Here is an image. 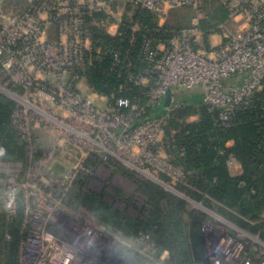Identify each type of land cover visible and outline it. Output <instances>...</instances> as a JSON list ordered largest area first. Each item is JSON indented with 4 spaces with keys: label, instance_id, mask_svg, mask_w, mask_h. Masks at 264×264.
Masks as SVG:
<instances>
[{
    "label": "built area",
    "instance_id": "1",
    "mask_svg": "<svg viewBox=\"0 0 264 264\" xmlns=\"http://www.w3.org/2000/svg\"><path fill=\"white\" fill-rule=\"evenodd\" d=\"M21 1L19 14L0 15V69L7 80L0 89L16 104L12 123L28 144L30 158L27 172L18 181L12 173L24 165L6 161V149L0 146L3 207L13 216L17 192L26 190L28 220L19 264H92L90 252L104 246L107 235L86 212L67 207L68 191L79 177L93 179L100 167L112 161L142 175H155L158 183L170 189L184 183L187 174L171 163L168 153L176 148L177 131L171 138L164 131L169 114L182 104L172 101L168 115L160 118H150L149 109L161 107L169 91L174 95L180 87L200 88L210 113L224 109L219 125L231 126L233 110L249 107L254 94L264 87V0ZM209 1L221 3L228 14L226 21L237 25L235 31L226 24L208 31L200 27ZM137 7L156 15L166 9L193 8L198 19L191 27L165 30L145 40L135 66L131 53L124 58L121 48L115 52L113 70L119 79L126 72L130 85L147 98L145 105L138 99L100 95L90 86L94 98L86 97L78 86L86 82V67L93 66L94 31L124 43L126 26L133 33L140 30L133 19L125 20L127 9ZM136 42L133 37L130 45L135 47ZM239 75H245L242 88L224 85ZM42 129L51 132V146L33 142L34 133ZM94 158L102 162L96 171L88 166ZM57 165L65 168L64 176L54 174ZM228 165L240 167L234 161ZM160 175L169 182L161 181ZM221 220L227 228L205 226L211 264H264L260 236Z\"/></svg>",
    "mask_w": 264,
    "mask_h": 264
},
{
    "label": "trees",
    "instance_id": "2",
    "mask_svg": "<svg viewBox=\"0 0 264 264\" xmlns=\"http://www.w3.org/2000/svg\"><path fill=\"white\" fill-rule=\"evenodd\" d=\"M128 19H133L140 30L133 33L126 26L124 43L104 31H94L93 66L86 67L85 75L96 93L138 99L145 105L147 98L138 87L130 85L125 78L126 72L119 79L118 73L113 70V56L121 48L124 58L127 53L132 54L130 60L135 66L145 40L157 37L165 30L179 28L167 25L160 28L158 16L140 7L128 8L126 23ZM227 19L224 7H210L209 19L201 22L200 27L208 31L216 23ZM133 37L137 41L135 47L130 45ZM99 49L101 53L97 54ZM129 63L123 65L124 70ZM6 83L0 69V84ZM9 88L13 89L12 86ZM181 104L180 109L169 114L164 127L169 138L173 131H177L174 137L176 148L168 153L171 163L187 174L184 183L173 189L176 193L129 173L122 164L113 161L105 166L134 181L138 186L137 193L146 200L145 205L138 209L137 216L128 212V208L133 206L132 196L120 189H116L114 195L106 189L95 191L90 188L92 178L79 177L68 191L64 199L68 208L86 212L107 236H117L120 240L108 260L98 264H211L205 226L212 218L207 212L197 209L196 205L251 235H259L264 241V87L254 94L249 107L233 110L229 127L218 123L224 109L210 113L202 100ZM15 109V102L0 93V146L6 149V161L26 166L30 149L12 123ZM159 109L163 116L168 115L158 107L149 109V117L160 118L153 114ZM192 117H197V121L190 122ZM230 161L241 167L240 175H236L234 168L228 165ZM101 163L94 158L88 166L96 171ZM53 172L57 176L66 174L65 168L58 165ZM160 180L169 182L165 175H160ZM4 194V186L0 184V264H19L28 220L26 190H18L16 213L11 217L3 207ZM117 202L125 203L126 210L118 209L115 206ZM165 254L167 257L163 259Z\"/></svg>",
    "mask_w": 264,
    "mask_h": 264
},
{
    "label": "rangeland",
    "instance_id": "3",
    "mask_svg": "<svg viewBox=\"0 0 264 264\" xmlns=\"http://www.w3.org/2000/svg\"><path fill=\"white\" fill-rule=\"evenodd\" d=\"M206 4H208V6L207 7L205 6L206 7L205 11H203L201 13L202 22H206L209 19L210 7H212V8H219L220 7L223 9V6L221 5V3L219 1H209ZM22 7H23V1H21V0H4V2L0 6V15H5L7 18L10 16H13V15H17L20 13ZM184 9L191 10L194 13L196 11L193 8H184ZM196 14L198 15V12ZM187 22L188 21L185 20L184 24H186ZM223 24H226L227 26L231 27L233 31H235V28L237 26L233 21H226L225 20V21H222V22L220 21V22L216 23V25L210 29H218ZM244 84H245V75L235 76V77L230 78L224 82L225 86H233V87L238 88V89L242 88ZM3 86H5V85H3ZM89 86L90 85L86 80L85 83H82V88H80V86H78V88L82 89L83 94L86 97L92 99V98H94V96H93V92L90 91ZM87 87H88V89H87ZM0 93L4 94L5 92L0 89ZM191 100H193V101L202 100V90L200 88H196V89H193L191 91L186 90L183 87L175 89L173 101L176 104L188 102ZM95 102L97 103V100H95ZM161 108H163V105L161 106ZM153 114L156 116H160V117L163 116V112L160 109L154 110ZM33 142L39 143L40 145H44V146H51V132L48 130H44V129H42L40 131L39 130L36 131L33 135ZM65 160L67 161L69 159L67 158ZM67 162L69 163V161H67ZM124 167L127 169V171L129 173H133V174L135 173V175H139V176H141V177H143V178H145V179H147L153 183H156V184L160 185L166 191L170 192L169 191L170 188L165 187V186H163L157 182L158 178L154 174H153L154 177H150V176L142 175L139 172H136L134 170H131V169L127 168L126 166H124ZM26 172H27V170L24 166L23 170H21L20 172H18V173L13 172L12 173L14 176L13 179H18V181L21 180V174H25ZM30 188L33 189L32 191H35L34 190L35 186L33 184H32V186H30ZM90 188L95 190V191H98V192L101 191L102 189H106L112 195L115 194L116 189H120L123 192H125L126 194H128L129 196H132L133 197V206L128 208V212L133 216H137L138 215V209L142 208L145 205L146 200H145L144 196L140 193H137V189H138L137 184L134 181H132L131 179H129L128 177L124 176L123 174L113 172L107 166H102L96 171L95 176L93 177V179H91ZM108 201L112 202V199L108 198ZM115 206L120 210H126V204L125 203L117 202V203H115ZM196 208L207 212V214L209 216H211L212 220L208 223H211L212 226H220V227L227 228V223H225L224 221L221 220L222 217L216 215L215 213L204 210L200 205H196ZM243 238L246 241L253 243V241L248 239L246 236H243ZM82 257H83V255H80V258H82Z\"/></svg>",
    "mask_w": 264,
    "mask_h": 264
},
{
    "label": "crops",
    "instance_id": "4",
    "mask_svg": "<svg viewBox=\"0 0 264 264\" xmlns=\"http://www.w3.org/2000/svg\"><path fill=\"white\" fill-rule=\"evenodd\" d=\"M185 10V11H184ZM191 10L184 9V8H177V9H166L162 15L158 16V22L160 25H167L174 28H184L188 26H192L193 21L198 19V15ZM187 20L188 22L184 24V21ZM202 22V20H201ZM197 117H192L189 121L195 122L197 121ZM232 144L230 143L229 146ZM236 175H240L242 173L241 167H238L233 170Z\"/></svg>",
    "mask_w": 264,
    "mask_h": 264
},
{
    "label": "water",
    "instance_id": "5",
    "mask_svg": "<svg viewBox=\"0 0 264 264\" xmlns=\"http://www.w3.org/2000/svg\"><path fill=\"white\" fill-rule=\"evenodd\" d=\"M173 96L174 95L171 91H169L165 96L163 109L166 113H168L170 110L173 101ZM169 191L172 193H176V191L172 189L171 190L169 189ZM72 235L73 234H71V236ZM105 238H106V244L104 246L102 245L95 246V248H93L92 251L90 252L92 255V258H90L92 264H98L102 261H107L110 255L112 254L115 246L118 244V242H120L119 239L115 240L114 237L107 236Z\"/></svg>",
    "mask_w": 264,
    "mask_h": 264
}]
</instances>
